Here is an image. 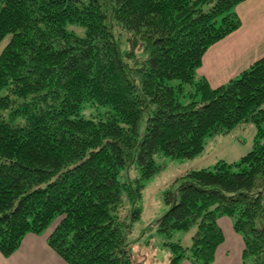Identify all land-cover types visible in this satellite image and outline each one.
<instances>
[{
  "label": "trees",
  "instance_id": "trees-1",
  "mask_svg": "<svg viewBox=\"0 0 264 264\" xmlns=\"http://www.w3.org/2000/svg\"><path fill=\"white\" fill-rule=\"evenodd\" d=\"M242 1L0 0L4 257L57 220L46 241L68 264H134L129 235L142 182L162 167L154 155L190 158L206 137L249 122L263 135L264 56L215 87L197 73L207 48L240 26ZM85 104L104 109L85 118ZM162 197L156 233L196 226L189 247L164 242L166 264H211L221 216L242 237V264H264L258 139L237 161L179 175Z\"/></svg>",
  "mask_w": 264,
  "mask_h": 264
},
{
  "label": "rangeland",
  "instance_id": "rangeland-1",
  "mask_svg": "<svg viewBox=\"0 0 264 264\" xmlns=\"http://www.w3.org/2000/svg\"><path fill=\"white\" fill-rule=\"evenodd\" d=\"M69 28L74 29L75 26L70 25ZM76 31L82 34L80 27L76 28ZM117 38L122 40L119 35H117ZM8 40L9 35H6L0 41V52ZM122 45L125 47L124 44ZM177 82V80L172 81L173 84ZM194 89V85L184 84L185 94H192ZM103 109L104 107L96 108L85 104L80 110L79 115L85 118L97 117L99 116L98 113H102ZM142 130L143 125H141V132ZM256 139L260 143H264V133L262 136H259L256 125L253 122H249L235 126L227 134L206 137L202 150L190 158L177 159L160 153L154 155L156 163L162 167L154 175L142 182V211L140 218L133 224V229L129 235L131 240L138 238L132 248L135 258L134 264H166L168 250L164 246L165 241L179 242L183 247H189L192 243V235L196 230V226L187 230H175L168 238L159 235L152 227H149V224L161 216L167 209V206L163 202L162 194L169 184L176 177L190 169L211 168L220 160L225 162L239 160L241 156L252 149ZM130 173L132 179L139 176V172L136 169H131ZM56 222L57 220L48 229L51 230Z\"/></svg>",
  "mask_w": 264,
  "mask_h": 264
},
{
  "label": "crops",
  "instance_id": "crops-1",
  "mask_svg": "<svg viewBox=\"0 0 264 264\" xmlns=\"http://www.w3.org/2000/svg\"><path fill=\"white\" fill-rule=\"evenodd\" d=\"M241 24L203 54L198 75L215 87L238 75L258 58L264 56V0H243L235 7ZM224 240L216 250L211 264H242V237L233 229L227 216L217 219ZM50 230L42 234L27 233L19 247L8 257L0 253V264H68L48 244ZM180 264H191L183 259Z\"/></svg>",
  "mask_w": 264,
  "mask_h": 264
}]
</instances>
